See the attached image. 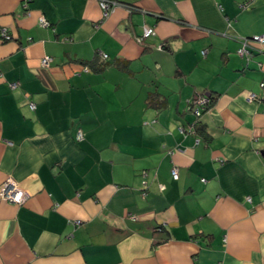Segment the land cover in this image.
<instances>
[{
  "label": "crops",
  "instance_id": "crops-1",
  "mask_svg": "<svg viewBox=\"0 0 264 264\" xmlns=\"http://www.w3.org/2000/svg\"><path fill=\"white\" fill-rule=\"evenodd\" d=\"M118 1L0 0V264H264V0Z\"/></svg>",
  "mask_w": 264,
  "mask_h": 264
},
{
  "label": "built area",
  "instance_id": "built-area-1",
  "mask_svg": "<svg viewBox=\"0 0 264 264\" xmlns=\"http://www.w3.org/2000/svg\"><path fill=\"white\" fill-rule=\"evenodd\" d=\"M25 3L28 0H24ZM97 3L100 7V9L102 10V14L103 16H107V14L114 9L117 6H125L122 3H119L117 0H97ZM126 7V6H125ZM129 9H131L130 7H128ZM40 25L41 26H47L48 22L45 18L41 17L39 19ZM154 34V29L151 27H145L141 36H138L136 41L137 42H141L143 39L151 36ZM9 40L10 36L7 35V33L5 32L4 29L0 30V40ZM240 41V47L237 50V55L240 57H245L246 60H249L252 55H253V49L255 47H259V48H264V34H259V35H253L250 37H242L239 39ZM100 56L102 58H105L106 55L101 53ZM51 61V58L48 57H43L41 59V65L42 66H48L49 63ZM84 70H88L86 67H84ZM16 84H13V87ZM260 87L262 89H264V80L260 83ZM247 100L249 102H253L256 100H259L257 98V95L253 92H248L247 94ZM210 102L209 96L207 93L204 94H196L192 100V106L190 108H192V113H194L196 116L201 115L199 108H203L205 106H207V104ZM261 102L263 103L264 106V98L261 99ZM29 107L31 109H33L35 107V104L33 102L29 103ZM181 131H184V129L182 127H180ZM76 139L77 140H82L83 139V133L81 130H78L76 133ZM172 154V151L169 152ZM171 175L173 179H177L178 178V170L176 167H173L171 169ZM29 194L23 189L21 188L18 183L13 180L12 178H7L5 179L2 184L0 185V199L5 200L9 203H12L14 205H22L24 204V202L26 201V199L28 198ZM248 199V198H247Z\"/></svg>",
  "mask_w": 264,
  "mask_h": 264
},
{
  "label": "trees",
  "instance_id": "trees-1",
  "mask_svg": "<svg viewBox=\"0 0 264 264\" xmlns=\"http://www.w3.org/2000/svg\"><path fill=\"white\" fill-rule=\"evenodd\" d=\"M118 1V0H117ZM119 3H121L120 1H118ZM125 6H126V8H128V7H130L131 9H129L130 11H132V10H134L135 8L132 6V5H129V4H124ZM100 58H102L101 56H100ZM106 58V57H105ZM105 58H102V60H104ZM243 58H245V57H243ZM98 66H97V68H95L96 66H94V64H93V66H92V61H89V62H86L84 65H83V69H84V67H86L87 69H88V71L89 70H91V68L93 67V69H96V70H98V69H101L102 68V66H103V62H99L98 61ZM92 66V67H91ZM91 67V68H90ZM261 88V87H260ZM261 90H262V95H261V97H260V99H259V101L261 102V99H263L264 98V89H262L261 88ZM200 94H204V93H207L208 94V96H209V99H210V102L207 104V106H205V107H203V108H199V110H200V113H201V115H199V116H196L194 113H192V108H190L191 106H192V103H191V100L190 101H188V105H187V110L190 112V114L192 115V117H193V121H192V123L190 122L189 124L191 125V126H189L187 129H184L183 127V129H184V131L185 130H192V131H194V127H195V125H197L198 123H199V119L209 110V108H210V106L213 104V100H214V98H213V93H208V92H206L205 90L204 91H201V92H199ZM196 94H198V93H196ZM195 94V95H196ZM152 97H155L154 95H152ZM262 103V102H261ZM263 104V103H262ZM193 124V125H192Z\"/></svg>",
  "mask_w": 264,
  "mask_h": 264
}]
</instances>
